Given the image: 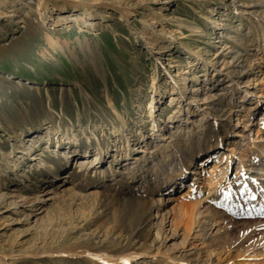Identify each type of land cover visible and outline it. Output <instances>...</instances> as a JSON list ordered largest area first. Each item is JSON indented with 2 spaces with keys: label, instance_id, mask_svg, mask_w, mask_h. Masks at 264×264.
<instances>
[{
  "label": "rangeland",
  "instance_id": "obj_1",
  "mask_svg": "<svg viewBox=\"0 0 264 264\" xmlns=\"http://www.w3.org/2000/svg\"><path fill=\"white\" fill-rule=\"evenodd\" d=\"M137 1L127 20L110 3L0 0V191L27 200L1 205L19 222L0 223V264H264V207L239 206L264 194V0ZM175 81L192 100L170 101ZM168 191L175 236L156 226Z\"/></svg>",
  "mask_w": 264,
  "mask_h": 264
},
{
  "label": "bare ground",
  "instance_id": "obj_2",
  "mask_svg": "<svg viewBox=\"0 0 264 264\" xmlns=\"http://www.w3.org/2000/svg\"><path fill=\"white\" fill-rule=\"evenodd\" d=\"M69 1H71V3H73V4H75V3H82L83 6L86 5V3H88L87 5L92 4L94 6H100V5L104 4V3H110L111 7H113L114 9L119 10L121 12V16L124 17V18H126L127 20H129V16H130V13H131V11L128 9V7H126V4L124 3V1H127V0H69ZM145 1H147V0H138L136 4L139 5V4L144 3ZM159 20H160V15L157 14V13H155V11H151L147 15V18H145L146 27L151 28L150 31H147L146 32V38H145V40H146V43L149 45V47H150L151 50H154L155 47H156V45L158 44V40L157 39L158 38H163L164 35H165V33H166V32H163L162 35H159L160 33H158V35H156L157 34V31L155 29V27H156L155 25L159 22ZM159 31H162V29H160ZM141 33H143V32H141ZM168 38L171 39V40L168 39L170 41V44L169 45H171L174 42L173 35L169 36ZM260 80L263 82L264 78H262ZM175 82H176V86L173 88L172 94L170 96V101L174 103V102H177L178 100H181L183 102L184 101H188V100H192L189 97V95L192 96L193 90L192 89H189V88L188 89L187 88L184 89V87L180 88V86L178 84V81H175ZM184 86H186V84H184ZM248 92H247V94H248ZM246 97H247V95H246ZM246 97H245V99L244 98L243 99L241 98L240 101H239L241 103V104H239V105H241V109L242 108H246V107H244V105H246V104H252L253 103V99H255L251 95L248 98H246ZM258 97H263L264 98V89H262V92L258 95ZM110 104H111V106L114 109H116V105L112 101H111ZM252 106L253 105L249 106L248 109H250V110L252 109L253 110L255 107L252 108ZM190 110L193 112V110H192L191 107H190ZM236 115H238V114H236ZM242 117H243V120H245V121H246V119L249 118L248 117V114H245ZM252 124H253V121H252ZM153 125H154L153 126V129L156 131L157 130V127H158V124H156V121H154ZM244 126H247V125H244ZM216 127L219 129L220 126L217 125ZM238 136H243V134L241 133V135H238ZM31 137L29 138V141L30 140H34L33 139L34 136H31ZM126 139L128 141L127 142V154H129L130 153L129 150H131L133 148H131V143L129 142L130 137L128 136ZM132 145H133L132 147L135 148V145L134 144H132ZM61 153L65 154L67 156L66 151L61 152ZM183 158L184 157L181 156V154L180 155L177 154L174 157V161L177 162V163H175V165L179 166L178 164L181 163V161H182ZM219 160L220 159L217 158L212 163V168L210 169V171L215 172V171H218L219 170V167H220V161ZM136 161H139V159H137ZM192 162H191V164H192ZM179 167L177 168V173H179L177 179H180V178L185 177V173L187 172V168H186L187 166L184 168V171L181 168H179ZM193 169L196 171V172L194 171L193 174H196L197 172H198V174H200L199 170H197V169H199V166L198 165H194V168ZM173 171H175L174 168L172 169V171H170V169H166V171H164L163 174L160 176L161 178L159 177L160 178V181L162 179L161 182H164V183H166V185H168V189L169 190H172L173 186H177L178 183H179V185L181 184L179 180L175 181L176 177H173L170 181H167V179L170 177L168 175L171 174ZM260 172H262V173L256 174V176L254 177V180H256V183L257 184H260L259 187H261V186L263 187L264 186V169H261ZM172 181H173V183H172ZM169 182H171L172 184L169 183ZM249 184H250V182H249ZM163 188L164 187H162L161 189L163 190ZM256 190L255 189H251V188L248 190V193L246 195V198H243V199L240 200V205H239L240 208H248V205H254L255 208H258V209L259 208L261 209V208L264 207V194H263V192L261 193V190H260V194L263 197H260V199H258L257 201H255V199L257 198V196L259 194V193L257 194ZM230 191H231L230 192L231 194L228 196V198H230V201L229 202L231 203V202H234V200L236 199V197H235L234 192H232V190H230ZM15 195H17V194H15ZM42 196L43 195H41L39 193H36L34 195L32 204H30V207H34V205L37 204V202H39V203L40 202H44L45 200L48 199V198L43 199ZM230 196H232V198ZM17 197H19V195H17ZM16 199L17 198L16 197H13V195L10 196V194L8 192L0 191V210H1V205L4 204V203H7V205L9 207L10 206H14L12 208H14V211L15 212H18L19 210H21V209H19V207H23L24 205L26 206V204H25V203H27L26 198H22V204L20 206H19V201L20 200L17 201ZM174 199H175V194H172V191H168V192L163 193V194H161L159 196V202L160 203L158 205H162L163 204L164 205V208L161 211L158 210L157 214L159 213V216H160L161 219H160V222L158 221V223H156V226H157L159 232L165 233V232H168V230H171L170 231L171 232V236H175L176 235V230L173 228L174 227L173 226V223H174L173 222V218L170 219V216H171L172 211H170V210H168V209L165 208V202H169L170 200H174ZM244 202H246V203H244ZM246 204H247V206H244ZM40 208H42V206ZM40 208H38V210ZM22 209H24V208H22ZM7 210H11V209L9 208ZM3 212H6V213L4 214ZM3 212H2L3 214L0 212V214L3 215L2 216L3 219L0 222L1 224H5L6 227H12L13 226L12 224H14L16 222H19V218H15V217L11 216V214L8 213L10 211H3ZM244 212H249V211H244ZM38 214H40V212L39 213L37 212V213H34V214H30V213L24 214V220L22 222L29 223L30 219H32L33 217H35L34 223L36 225L38 223L37 220L40 218V216ZM167 223L170 224L169 225L170 228H167L166 227ZM0 249L1 250L4 249V244L3 243L0 244ZM128 257H130V256H128Z\"/></svg>",
  "mask_w": 264,
  "mask_h": 264
}]
</instances>
